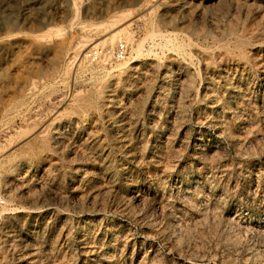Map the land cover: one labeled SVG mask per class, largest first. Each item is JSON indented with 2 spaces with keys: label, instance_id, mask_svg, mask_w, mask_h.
<instances>
[{
  "label": "rangeland",
  "instance_id": "obj_1",
  "mask_svg": "<svg viewBox=\"0 0 264 264\" xmlns=\"http://www.w3.org/2000/svg\"><path fill=\"white\" fill-rule=\"evenodd\" d=\"M0 195V264H264V0H0Z\"/></svg>",
  "mask_w": 264,
  "mask_h": 264
},
{
  "label": "built area",
  "instance_id": "obj_2",
  "mask_svg": "<svg viewBox=\"0 0 264 264\" xmlns=\"http://www.w3.org/2000/svg\"><path fill=\"white\" fill-rule=\"evenodd\" d=\"M126 46L123 43H119L116 45L114 48L107 49V50H100V49H94V50H89L85 54V59L91 63H95L98 60H100L103 56H112L116 60H122L125 55H126ZM6 207V201L5 198L0 195V210ZM0 215H2L0 213ZM1 220V219H0Z\"/></svg>",
  "mask_w": 264,
  "mask_h": 264
},
{
  "label": "bare ground",
  "instance_id": "obj_3",
  "mask_svg": "<svg viewBox=\"0 0 264 264\" xmlns=\"http://www.w3.org/2000/svg\"><path fill=\"white\" fill-rule=\"evenodd\" d=\"M168 4V3H167ZM115 25V24H114ZM114 25H113V27H114ZM97 26V25H96ZM113 29V28H112ZM104 32H105V30H104ZM122 33V31L121 30H118V31H116V32H114V33H112L110 36H108V37H106V38H104L103 40H101V41H98V42H93L92 43V47L91 48H97V47H102V46H104V45H106L107 43H109V45L110 44H112V43H114L115 42V40H116V37H117V35L119 34V33ZM102 36V35H101ZM169 36H173V35H169ZM176 36V35H175ZM179 36V35H178ZM90 37V36H89ZM171 39H172V37H170ZM170 40V39H169ZM166 44H168V43H166ZM171 45V44H170ZM226 45V44H225ZM84 47V44H78L77 46H76V49H77V52H79L82 48ZM140 45H138V48H137V50H136V52H137V54L141 51L140 50ZM181 48V47H180ZM184 48V47H183ZM86 49V48H85ZM56 50H59V49H56ZM59 52V51H58ZM81 52V51H80ZM82 54V53H81ZM85 57V54L83 55V58ZM108 57L107 56H103L101 59H100V61L98 62V64L99 63H101V64H103V63H105V62H107V59ZM122 64H124V63H122ZM121 64V65H122ZM120 65V66H121ZM103 68H104V66H103ZM102 69V68H101ZM95 77V76H94ZM95 79V78H94ZM92 93V92H91ZM86 98V97H85ZM84 98V99H85ZM89 98V97H88ZM91 99V98H90ZM92 100V99H91ZM94 100V99H93ZM71 101V100H70ZM85 100H80L78 103H80V102H84ZM33 134V133H32ZM37 135V134H36ZM40 141V140H39ZM37 142V141H36ZM35 145V144H34ZM38 146V145H37ZM21 169V168H20ZM15 170V169H14ZM21 175V174H20ZM7 235H9V234H7Z\"/></svg>",
  "mask_w": 264,
  "mask_h": 264
}]
</instances>
